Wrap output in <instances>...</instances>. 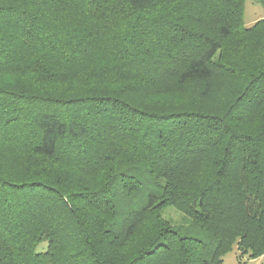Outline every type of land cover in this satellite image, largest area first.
Masks as SVG:
<instances>
[{"label": "trees", "instance_id": "trees-1", "mask_svg": "<svg viewBox=\"0 0 264 264\" xmlns=\"http://www.w3.org/2000/svg\"><path fill=\"white\" fill-rule=\"evenodd\" d=\"M244 3L0 0V264H264Z\"/></svg>", "mask_w": 264, "mask_h": 264}, {"label": "rangeland", "instance_id": "rangeland-1", "mask_svg": "<svg viewBox=\"0 0 264 264\" xmlns=\"http://www.w3.org/2000/svg\"><path fill=\"white\" fill-rule=\"evenodd\" d=\"M264 17V7L259 5L255 0H245L244 3V23L246 25H251L257 19ZM214 101H218V99H213ZM210 102L206 104V106H213ZM163 217L170 222V224L176 228L181 230H187V233L193 235L194 231H192L189 227L188 219L181 213L176 210L172 206H168L163 209L162 212ZM45 244L42 243L38 246V248L43 247ZM236 249L233 248L231 251L226 253L223 256V264H236ZM258 259H252L247 262V264H258Z\"/></svg>", "mask_w": 264, "mask_h": 264}, {"label": "crops", "instance_id": "crops-1", "mask_svg": "<svg viewBox=\"0 0 264 264\" xmlns=\"http://www.w3.org/2000/svg\"><path fill=\"white\" fill-rule=\"evenodd\" d=\"M260 260H261L260 258L257 260L258 261V264H260Z\"/></svg>", "mask_w": 264, "mask_h": 264}]
</instances>
